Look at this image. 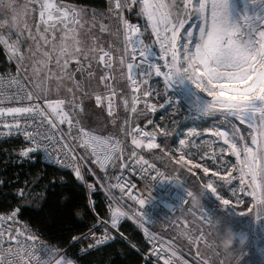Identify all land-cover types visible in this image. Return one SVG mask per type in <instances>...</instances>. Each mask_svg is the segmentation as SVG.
Here are the masks:
<instances>
[{"label": "snow or ice", "instance_id": "6c2138e0", "mask_svg": "<svg viewBox=\"0 0 264 264\" xmlns=\"http://www.w3.org/2000/svg\"><path fill=\"white\" fill-rule=\"evenodd\" d=\"M136 4H139L137 15L146 20L143 31L139 24L130 22L124 16L125 10H132ZM250 5L251 12H246L236 22L230 16L229 0H179V3L177 0H171V3L168 0H110L108 12L113 14L110 19L116 20L117 26L112 30L109 25H100L101 31H110L120 42V47L116 48L120 53L118 66L127 69L126 79L132 85L130 112L136 114L137 118L147 117L148 110L156 111L157 105L151 103L153 92L139 87L140 84H147L148 78L154 73L163 77L166 90L177 79H186L196 89L206 93L210 99L202 106L197 105L198 111L205 114L219 111L225 119L231 117L247 125V135L236 123L232 124L231 133L216 132L226 147H222L219 153H211L216 170L206 180L199 181L200 193L188 190V196L193 202L210 190L222 205L235 207L214 186L215 178L220 177L221 187L238 179L240 191L246 190L253 204L258 209H264V0H250ZM0 8L11 12L10 17L5 14L7 18L0 20V27L7 25L21 31L22 26L35 42V50L29 49L26 55L19 40L12 41L10 36L0 34V45L5 47L9 58H15L17 62V75L5 81V87H0V136L22 132L29 143L18 152L21 160H31L33 153L42 152L45 162L71 169L76 181L85 189L83 202L76 203L71 209V217L79 220L84 227L77 228L70 224L66 244L62 246L60 241L50 244L40 240L38 229L33 230L26 222L18 219L23 202L30 197L38 199L41 194L28 187V181L24 182L23 187H17L14 191L18 203L0 215V264H81L82 261L91 264L87 257L99 247L115 240L109 228L119 233L121 218L129 216V212L109 206L110 219L104 221L92 198L96 185L85 180L82 165L91 157L92 162L104 171L105 177H108L109 168L123 170L130 166H135L142 178H150L153 171L161 175L156 164L145 159L139 150L145 146V142L147 149H160L161 144L156 142L157 131L167 137V129H156L154 126L152 131H145L139 124L133 127L134 121L125 119L120 131L126 137H131L130 150L126 151L123 140L111 134L98 135L94 129L81 124L79 114L84 111L83 98L94 96L95 105L106 106L111 116L117 95L110 83L115 78V46L110 45L106 50L96 43L95 38L91 46L85 45L80 34L86 22L85 9L65 4L62 0L59 3L55 0H26L22 5H18L16 0H0ZM29 13L38 14L35 34L27 23ZM98 14L103 15L96 10L92 11L93 23ZM149 28L155 37L153 43L159 45L163 64L146 63V54L150 53L151 46L145 44L142 36ZM210 33L214 35L213 43L202 49L201 42ZM29 56L32 57L30 72L26 63ZM93 62L104 69L99 76V84L94 82L96 74L92 71ZM77 73L81 74L82 79L76 78ZM65 80L72 85L67 88L70 98H61L59 95L53 98V88L58 93ZM75 89L80 91V99ZM159 96L157 91L155 97ZM121 99L128 109L129 99ZM142 99L143 110H138L137 106ZM112 123H116L115 119ZM65 124L67 132L61 127ZM188 143L190 141L181 139L179 148L162 149V152L169 161H174L177 166L192 173L193 167L189 166L194 165V161L186 160V155L191 153L181 151ZM175 152L180 153L178 157ZM225 152L235 157V163L223 158ZM208 156V152H203L200 159L204 160ZM218 156L219 164L216 163ZM194 167L202 168L205 174L212 171L203 163L195 164ZM233 171L236 176L232 175ZM91 174L96 175L95 172ZM114 179L116 183L110 187L119 189L121 198L126 195L139 205L145 204V199L125 190L127 181L122 175H116ZM59 182L66 183L63 177L59 178ZM3 183V179H0V185ZM49 183L54 190L57 183L55 174ZM133 187L135 185H128L129 189ZM230 191L235 196L236 189ZM62 200L68 204L73 200V195L62 194ZM237 203H240L239 198ZM88 216L91 219L85 223L84 217ZM131 216L142 228L145 237L152 242V252L156 253L157 259L162 260L163 264H173L177 252L173 250L172 243L161 244L157 251L158 237L144 226V212L136 209L131 212ZM255 216L258 219L262 217L259 211ZM198 219L203 224L208 223L211 217L201 214ZM97 225L103 229L100 235H97ZM174 227L194 246L204 241L207 247H213L214 242L207 241L202 228L197 235L187 220L174 222ZM127 243L132 249L140 251L131 240ZM196 255L203 264L199 250ZM175 264H188V261L180 258Z\"/></svg>", "mask_w": 264, "mask_h": 264}, {"label": "built area", "instance_id": "2783aa9c", "mask_svg": "<svg viewBox=\"0 0 264 264\" xmlns=\"http://www.w3.org/2000/svg\"><path fill=\"white\" fill-rule=\"evenodd\" d=\"M128 20L132 23H135L130 19ZM142 39L144 40L145 44L151 46L150 53L146 54V63L153 62L163 64L159 45L157 47H154L151 44L147 43L144 35L142 36ZM106 50H108V48ZM113 55L115 60L114 68H116L117 53L114 48ZM9 60L12 63V67H10L6 71H0V77H3V79H0V87H5V81L17 75V63L13 59L9 58ZM114 80L115 78L113 79V86L117 91V95L114 98V112L110 116L106 109V106L101 105L97 107L104 109L105 113L109 117L115 119L116 125L118 127L115 137L123 140L130 150L131 137H126L120 131L122 125L119 102L121 91L116 81ZM139 87L141 90L150 89L153 92L151 103H155L157 105V108L155 112H151L150 110H148L147 117H135V119H133V117H130V121H134L132 126L135 127L136 124H139V126L144 128L145 131H152L154 129V126L156 129L160 127L166 128L168 133L167 137L163 136L157 131L156 142L160 144L162 139L169 140L171 142L169 145L170 150L179 148V141L181 139L190 141V143L186 145L185 149H181V151L191 153V155H186V160L193 159L194 165L203 163L205 166L212 168V171L205 174L203 173L202 168H195L194 165H190L189 167H193L192 173L198 177L199 181L206 180V178L208 176H212L213 172L216 170V166L213 165L211 160V153H219L222 147H226L224 140L217 137L216 132L228 131L229 133H231L233 123L238 124L240 130L245 133V135H247L249 131V129L244 130L242 128V125H244L241 124L242 122L234 120V118L231 117L225 119L219 111L211 114H205L198 111L197 105L202 106L205 101L210 99V97H207V94L202 90L196 89L195 85L192 84L189 80L177 79L173 82L172 86L167 88L166 90L163 77L157 76L153 73L151 77L148 78L147 84H140ZM157 91L160 93L159 98L155 97V93ZM165 97H167V102L165 101ZM77 98L80 99L81 96L77 95ZM86 99H91L94 102V96L83 98V100ZM161 105H163V107H161ZM148 121H152V123H148ZM62 129L64 132H66L63 127ZM96 133L98 135H103L98 132ZM59 134L60 133L58 132L57 135ZM104 136L107 135L104 134ZM13 139H18L21 141V148L28 146L29 142L24 139L22 132L0 136V142ZM158 150L159 149H147L145 142V146H143L139 151L140 154L145 157V159H148L150 161V163L156 164V167L161 175H157V172L153 171L150 173V178H142L135 166H130L123 170H120L118 168L114 170V177L116 175H122L123 178L127 181L125 190H130L133 195H139L141 198L145 199L144 205L137 204L136 202L129 199L126 195L121 198L120 190L110 187V185L116 183V180L114 178L110 183H103L102 181L105 177L104 171L92 162L91 157L88 158L87 163L82 165V171L85 180L96 185L94 194L100 191L106 197L108 211L109 206H111L112 208L120 207L122 211L129 212V216L121 218L119 233H123L120 228L121 224L124 221H130L140 230L142 234V243H138L135 241L132 242L135 243L140 249L139 253L143 256V258L152 262L153 264H163L162 260L157 259L156 253L152 252V242H150L145 237L142 228L131 216V212L136 209L144 212L146 216V222L144 226L148 227L149 230L152 233H155L158 237V241L156 243L157 251H159L161 244H167L168 242L172 243L173 250L177 252V257L173 258V264H175V261L180 258H183V260H187L188 264H202L201 258L197 257L196 255L197 250L200 251L201 257H203V264H215L210 256L202 252V249L207 247L205 242L201 241L198 246H194L174 227V222L180 223L181 220H187L189 222V227L191 229H194L197 235L202 228L207 241L211 242L208 233L210 229L215 226L217 222V216H223L231 223H233V225L237 229L240 240H243V249L249 246V244H253L256 250L260 253L261 258L264 259V209H258L256 205L253 204L252 198L247 195L246 190L243 192L240 191L239 180L234 179L230 184L223 185V187H221L219 184L220 177H216L214 180V186L217 187L220 195L224 196L225 199L231 200L235 207L222 205L218 197L215 194L211 193L210 190L209 192H206V194L198 196L196 201L193 202L192 198L188 196V190L196 193L200 192L191 184H189L184 178L177 175L169 167L165 166L159 160H157L154 157L153 152H156ZM78 152L80 154H83L82 150L78 149ZM203 152H208L209 156L204 160H201L200 156L203 154ZM174 154L178 157L180 153L175 152ZM35 157H39V159L43 163L53 165L43 160L42 152L33 153L32 159H34ZM223 158L225 160L232 161V163H235V157L232 156L231 153L225 152L223 154ZM125 159H127V156H125ZM129 163L131 164L130 161ZM216 163H220L219 156L217 157ZM53 166L59 169L68 170L72 173L71 169L69 168H60L56 165ZM89 169H91V172L89 171ZM111 170L112 168L108 169V177L111 175ZM92 172H95L96 175L93 176L91 174ZM221 174L224 175V173ZM232 175L236 176L237 174L235 171H233ZM101 183L104 184L103 187H101ZM128 185H135V187L129 189ZM232 188L236 189L235 196H233L230 191V189ZM237 198H239L240 203H237ZM250 209L251 211H249ZM257 211H259L260 215L262 216L259 219L255 216ZM4 213L5 212H2L0 213V215H3ZM201 214L209 215L211 217V220L208 223L202 224L198 219ZM236 216L243 217L246 220L242 222L238 220ZM100 217L107 222L110 219V211L109 216ZM18 219L26 222L20 217V214L18 216ZM31 228L33 230H37L33 227ZM97 228V235H100L103 229L99 228V225H97ZM109 232L114 237L128 239L125 233H123V235L121 236L111 228H109ZM37 234L40 240L50 243L40 234L39 231ZM149 253H151L150 256ZM241 253L242 252H240L233 261H237Z\"/></svg>", "mask_w": 264, "mask_h": 264}, {"label": "trees", "instance_id": "16d2710c", "mask_svg": "<svg viewBox=\"0 0 264 264\" xmlns=\"http://www.w3.org/2000/svg\"><path fill=\"white\" fill-rule=\"evenodd\" d=\"M62 1L82 5L90 10H96L98 13L104 14L108 12L109 8L107 0ZM126 14L128 19H136V17H132L128 12ZM10 67H12V63L6 51L0 45V71H6ZM170 143L169 140L162 139L160 149L169 148ZM21 145V141L18 139L0 142V179L4 181L0 185V213L10 211L18 203L14 190L17 187H23L24 182L28 181V187L41 195L38 199L30 197L23 202L20 217L31 227L38 229L48 242L55 243L56 241H60L61 245L64 246L67 241V231L70 224L77 228L84 227L79 220L71 217V209L76 203L83 202L82 194L85 189L68 170L43 163L39 157L31 160H21L18 156ZM53 174L57 177L54 190H52V186L49 183ZM60 177H63L66 183H60ZM33 181L35 182L33 183ZM67 193L73 195V200L69 201L68 204H64L62 194ZM93 200L96 202V210L100 216H109L107 200L104 194L100 191L96 192L93 195ZM90 219L91 216L84 217L85 223ZM229 222L227 225V222L221 217L219 222L220 231H223L226 226H233V223ZM120 230L125 233L128 239L115 237L114 241L94 251L90 257H87V260L91 264H153L145 260L139 252L132 249L127 243L128 240L142 243L140 230L130 221H124L121 224ZM216 230L218 231V227H216ZM216 234L214 232L217 239ZM71 251L74 252L75 249H71ZM202 252L204 254L207 253L206 251ZM81 264H84V262L82 261Z\"/></svg>", "mask_w": 264, "mask_h": 264}, {"label": "rangeland", "instance_id": "374dc122", "mask_svg": "<svg viewBox=\"0 0 264 264\" xmlns=\"http://www.w3.org/2000/svg\"><path fill=\"white\" fill-rule=\"evenodd\" d=\"M107 1H108V6H109L110 0H107ZM25 2H26V0H16V3L18 5H22ZM55 2L59 3V2H61V0H55ZM62 2L65 4H68V5H73L79 9H85L86 10V12L84 13V19L86 22L84 23V26L80 29L81 38L85 42L86 46H91L93 38H95L96 43L99 46L104 47L105 49L109 48L110 45H114L115 46L114 49L116 51V48L120 47L119 40H117L115 37H113L111 35L110 31H101V28H100L101 23H103L105 25H109L112 30H115V28L117 26V21L114 19H110V16L113 14H110L109 12H106V14L102 13L103 15L98 14L95 17V23H93V17H92V11L93 10H90V9H88L82 5L69 3L66 1H62ZM168 2L171 3V0H168ZM177 3H179V0H177ZM251 10L252 9H251V5H250V0H229L230 16H231V19H233L236 22H239L241 17L246 12L250 13ZM138 11H139V4H136L133 6L132 10H130V11L125 10L124 16L126 17L127 16L126 13L128 12L130 15H132V17H136V19H132V20L135 23H138L141 27V30L143 31L144 27L146 25V20L143 16L137 15ZM5 14H7V17L11 16L10 11H8L7 9L0 8V20H4L5 18H7ZM26 19H27V23L32 27L33 34H35V25H36L37 20H38V14L33 15L32 13H29L28 16L26 17ZM41 29L43 30V25L41 26ZM0 34L5 35V36H10L12 41L19 40L20 46L25 51L26 55L28 54L29 49L35 50V42L31 39V37L28 36L27 30L23 29L22 26H21V31H17L16 28H13V27H10L7 25L0 27ZM58 35H59V33H58ZM144 37H145L147 43L151 44L154 47L158 46V44L153 43L155 37L151 33L150 28L148 29V31L144 32ZM2 47L4 48V50L7 53V50L5 49V47L3 45H2ZM116 53H117V63H116V68H115V72H114V77H115L114 81H116V83H117V85L121 91L119 102H120V111H121V123H123V121L125 119H130V117H133V119H135L136 114H133L130 112V106H131L130 96H131L132 88H131V85L129 84L128 80L126 79L127 69L126 68H124V69L119 68L118 56L120 53L118 51H116ZM7 55H8V53H7ZM11 59H13L16 62L15 58H11ZM31 59H32V57L29 56V60L26 62L29 65V72L31 71V69H30ZM53 70H55L54 66H53ZM92 71H94L96 74L94 77V82L96 84H99L100 83L99 82V76L101 74H103L104 69L101 66H98L95 62H93ZM122 73H124L125 75H122ZM42 75H43V73H42ZM76 78L78 80L82 79L81 74L77 73ZM110 83L113 84V80H111ZM71 86H72L71 82L65 80L60 85L58 93L55 91V88H53V91L51 93L52 97L56 98V96L59 95L61 98H69L70 94L68 93L67 88L71 87ZM102 90L103 89L101 88V91ZM74 91L76 92V95H80V91L78 89H75ZM121 97H125V98L129 99L130 103H129L128 109H126L124 107L123 100L121 99ZM137 107H138V110H143V99L141 100V104L138 105ZM83 108H84V111L79 114V119H80L82 125L86 126L89 129H94L96 132L103 134V135L104 134L105 135L111 134V135L115 136L117 134L118 127H117L116 123L113 124L112 123L113 119L105 113L104 109L97 107L91 99L83 100ZM140 117H142V116H139V118ZM241 124H244V123H241ZM62 127L67 132V125L66 124L62 125ZM242 128L244 130H248V127L246 124L242 125ZM124 144H125L126 151H128L129 147L127 146L126 143H124ZM163 149H169V148L165 147ZM153 154H154V157L157 160H159L162 164L169 167L174 173H176L177 175L184 178L189 184H191L193 187H195L199 192L201 191V185L199 183V179L195 174L189 173L182 166H177L174 161H169V159L167 158L165 153L162 152V149H159L158 151L153 152ZM117 163H119V161ZM114 170L115 169H112L111 175L109 177H104V179L102 181L103 183L104 182L105 183L106 182L107 183L112 182V179L114 178V175H115ZM102 185H104V184H102ZM203 194H206V192ZM221 217H223V216H217L218 222H220ZM236 218L242 222H244L246 220L245 218L239 217V216H236ZM223 219L227 222V225H228L229 220L226 219L225 217H223ZM216 227H217V224H215V226L212 227L213 229L211 231H209V233H208L210 240L212 242H213V240L217 241V239L215 238V235H214V232L217 233ZM231 228L237 233V229L234 225L231 226ZM237 235H238V233H237ZM240 241L241 240L238 236L236 244L229 250H224L219 245V243L214 242L212 248L205 247L202 249V251H206L207 252L206 254L211 257V259L215 262V264H264V259L261 258L260 253L256 250V248L253 244H249V246H247L245 249H243V245L240 243ZM235 251H236V253H234ZM240 252H242V253H241L240 257L238 256L239 257L238 260L233 261Z\"/></svg>", "mask_w": 264, "mask_h": 264}, {"label": "clouds", "instance_id": "9594fccd", "mask_svg": "<svg viewBox=\"0 0 264 264\" xmlns=\"http://www.w3.org/2000/svg\"><path fill=\"white\" fill-rule=\"evenodd\" d=\"M215 31V29H214ZM214 40V35L210 33L201 42V48L206 49L208 48ZM218 231H217V241L219 245L224 249V250H229L231 249L235 244L238 239L237 233L231 228V226H226L223 231H220L219 229V222H216ZM241 244H243V240L240 241Z\"/></svg>", "mask_w": 264, "mask_h": 264}, {"label": "crops", "instance_id": "0c3cea01", "mask_svg": "<svg viewBox=\"0 0 264 264\" xmlns=\"http://www.w3.org/2000/svg\"><path fill=\"white\" fill-rule=\"evenodd\" d=\"M94 103V102H93Z\"/></svg>", "mask_w": 264, "mask_h": 264}]
</instances>
